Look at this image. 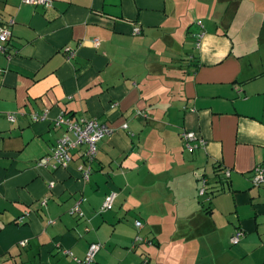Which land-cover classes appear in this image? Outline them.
<instances>
[{"label":"crops","instance_id":"0c3cea01","mask_svg":"<svg viewBox=\"0 0 264 264\" xmlns=\"http://www.w3.org/2000/svg\"><path fill=\"white\" fill-rule=\"evenodd\" d=\"M3 1L0 22H13L8 53H0V264H75L65 251L83 258L93 242L102 246L92 264H126L121 248L137 245L126 246L118 222L133 211L154 227L137 264H179L181 250L173 255L159 240L204 237L195 225H176L180 214L207 217L214 239L242 230L243 257L259 247L253 262L219 264H263L264 181L254 187L250 179L264 167V0ZM191 31L203 32L194 54L181 48ZM174 103L178 134L203 139L196 150L209 174L166 144ZM61 113L113 129L98 142L87 179L77 169L83 146L66 167L37 165L66 132L52 122ZM200 179L222 188L202 195L203 213ZM111 191L113 204L101 211ZM79 200L81 217L69 212Z\"/></svg>","mask_w":264,"mask_h":264},{"label":"rangeland","instance_id":"374dc122","mask_svg":"<svg viewBox=\"0 0 264 264\" xmlns=\"http://www.w3.org/2000/svg\"><path fill=\"white\" fill-rule=\"evenodd\" d=\"M3 4H4V1L0 0V8L3 6ZM191 12H193V11L191 10ZM207 17L208 16H206V17L204 16L203 18L201 17L204 20V23L206 25L208 23ZM194 27H196V26L194 25ZM221 28L223 29L222 26H221ZM184 42H186L185 46L182 47V45H181L182 51H185V49L188 48V49H186V51L193 52V54L196 53L197 49L195 47V38L192 36V31L189 34V39H187V41H184ZM169 110L170 111L168 112V115H166V117H165L166 124L164 125L163 130H162V133L166 136V139H167L166 144L169 146L168 148L174 150L175 153H176V151H178V152L182 151V153H180V154H182L185 157V160H187L188 158L189 159L195 158L194 162L195 163L197 162V164H199V165L202 164V166H204L206 168L207 173L209 174V170H210L211 166L206 165L205 161L203 160V158L200 155L202 153L199 154L198 150H196V149L190 151V150L186 149L182 145V143L180 144V140L178 139L180 134H178V131L180 130L179 125H180V117L181 116L179 114V111L177 110V106L175 105V103L172 106H169ZM82 146L83 145H81V147ZM250 183L252 184L251 179H250ZM261 184H259L258 186H260ZM197 185L199 186V188L203 187L206 189L208 187V184H206V185L202 184V179L198 180ZM253 186L258 187L256 185H253ZM205 196H208V195L205 193ZM199 197H200V195H199ZM197 199H199L198 196H197ZM208 200H209V198H204L201 195L200 201L198 200V203H197V205L199 206L198 208L200 210V213H203L204 208L208 206V204H209ZM163 208H167V207L163 206ZM160 210H161V206H160ZM159 213H162V212L159 211ZM120 214H122V213H120ZM231 214L234 215L235 212H233ZM135 216L138 217L141 215H138L135 211H133L131 214H128V215H126V214L121 215L120 216L121 217L120 222H118V228L121 229V233H122L124 239L127 240V242H128V243H126V246H131V244L134 242H135V245H137V247L134 251H132L130 249L128 250V248H125V247L121 248V252L123 253V255L125 254V263L126 264H131L132 262H134L133 264H137L139 262L140 258H143L142 256L145 255L144 253L147 252V250L145 249L146 243L148 245H150V243H148V241H146L145 239L154 238V227L152 226V223L150 221H146L145 220L146 217L144 215H142L141 219L138 217V219L142 222V228H140V229L136 228L134 225ZM133 217H134V219H133ZM198 217H200V216L194 215V214L188 215V217H186V218H191V219L186 220V221H182L181 219H184L185 217L182 218V216L180 214L178 219H176L173 222L178 226L181 225L180 224L181 222L183 224L184 223L185 224L190 223L189 228H185V226H184L185 230L189 229L191 231V230H194L193 228L196 227V232H198L201 229H202V231L204 229L205 234H204L203 238H199V236L197 234L198 238H195V237L183 238V237H176L175 236V237H173V239L162 238L159 240L160 246L169 247L170 253L173 255H176L177 251L179 252V250H181L180 255L178 257H176L177 259L175 258L179 264H219L221 260L229 263L231 261L229 258H233V261L235 263L241 262L243 260L245 262H249V261L251 262V260H252V262H253V260L256 259L257 252H259V247L254 250L255 254L252 257H250V256H244L243 257L241 248H240V250H239V248H237L238 242L240 241V239L242 237L236 243L232 244L230 242V237L232 235H230V237H224V235L221 236L220 233H214V234L218 235L215 238L216 239V242H215V239L210 236L211 229L209 227L210 224L207 220V217L203 218V219H200ZM224 218L226 219V216H224ZM200 220H202V221H200ZM193 222L195 224H193ZM172 225H173V223H172ZM194 225H195V227H194ZM236 230H240V229H236ZM222 232H224V230H221V233ZM222 234H224V233H222ZM243 234H244V232H243ZM212 236H213V234H212ZM150 253L152 255L151 257L153 258V260L156 258L158 260H160L161 256H160L159 252L154 254L155 253L154 248L150 249ZM114 256H115V262H116L117 257H116V255H114ZM164 257L165 256H163V258ZM175 259L173 258L172 260L175 261Z\"/></svg>","mask_w":264,"mask_h":264},{"label":"built area","instance_id":"2783aa9c","mask_svg":"<svg viewBox=\"0 0 264 264\" xmlns=\"http://www.w3.org/2000/svg\"><path fill=\"white\" fill-rule=\"evenodd\" d=\"M24 3L30 5H42L44 7L51 6V0H22ZM12 20H8L7 22H3L0 24V53H8V47L6 45L9 37L10 31L8 29V25L12 24ZM198 24L201 25L200 21ZM134 34L139 33V28L134 27ZM203 32L199 31L193 34L195 38V47L199 46V41L202 37ZM68 50V49H67ZM71 56L72 53L70 52ZM9 56V55H7ZM8 120L13 121V114H6ZM33 120H39L45 118V113H32ZM53 125L57 127L65 128V133L62 134L59 138L54 141V144L51 148V152L48 155L41 157L37 165H45L50 160L52 163L50 164L52 168H56L58 166L66 167L69 161L71 160V152L81 147L82 149V157L84 159V163L78 165L77 169L81 173V177L83 179H87L89 174L92 171V162L97 153V144L98 142L106 136H109L113 129L109 127L107 124L98 121L96 118H88L84 116L73 118L65 113H61L56 116L53 120ZM126 125H123L125 128ZM180 137L183 146L188 150H193L199 148L203 145V139L198 138L194 132L188 130H182L180 132ZM228 176V172H225ZM264 181V167L261 165H257L253 168V175L251 177V182L253 185L258 186ZM203 185L206 184V180L202 181ZM205 192V188L201 187L198 190L199 195H203ZM116 193L114 191L109 192L105 195L102 204L100 206V210H106L111 208L113 204V200L115 198ZM81 200L77 201L73 207L70 209L71 214H75L78 217L83 215L80 204ZM19 223L24 221V217L21 216L18 218ZM135 227L139 228L141 226V222L136 220L134 223ZM243 236V232L241 230H236L232 236L230 237V242L232 244L236 243ZM138 238V237H137ZM21 246L25 245V241L21 240L19 242ZM100 243H90L88 248L83 256V258H77L71 254L68 250L65 251L66 254L71 255L75 264H92L94 260V256L96 252L101 248Z\"/></svg>","mask_w":264,"mask_h":264},{"label":"trees","instance_id":"16d2710c","mask_svg":"<svg viewBox=\"0 0 264 264\" xmlns=\"http://www.w3.org/2000/svg\"><path fill=\"white\" fill-rule=\"evenodd\" d=\"M3 22H6V21H1L0 23H3ZM179 134H180V133H179ZM179 137H180V136H179ZM180 139H181V137H180ZM181 142H182V141H181ZM182 145H183V144H182ZM190 151H191V150H190ZM206 184H208L207 181H206ZM206 184H205V185H206ZM221 190H222L221 187H218V188L214 187V188L212 189L211 186H208V187L205 189L204 194L206 193L207 195H209V194H213V193H215V192L221 191ZM204 210L207 211L208 208L205 207ZM151 240H154V239H153V238L149 239V241H151ZM151 242H152V241H151Z\"/></svg>","mask_w":264,"mask_h":264}]
</instances>
